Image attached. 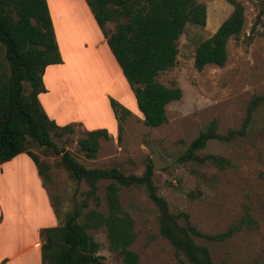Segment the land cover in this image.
<instances>
[{
    "label": "rangeland",
    "instance_id": "1",
    "mask_svg": "<svg viewBox=\"0 0 264 264\" xmlns=\"http://www.w3.org/2000/svg\"><path fill=\"white\" fill-rule=\"evenodd\" d=\"M198 1L206 5L205 24L185 25L177 41L175 64L157 76L160 83L179 87L182 92L179 99L166 105L167 118L163 124L150 127L144 123L122 71L106 74L105 52L94 50L92 44H88L86 52L71 50L63 65L48 69L44 82L48 93L44 102L49 112L63 107L61 119L79 116L85 126L107 129L109 137H100L97 155L88 158L79 145V139L88 131L81 123L73 122L71 131L56 135L51 132V136L85 167H117L125 174L141 175L151 164L153 183L158 194L167 200L170 211L187 212L191 223L203 232H220L232 222L250 217L253 226H244L224 241L196 238V242L208 247L216 263L260 264L264 261V105L254 110L244 136L230 141L211 139L197 151L199 156L226 158L229 160L226 166L220 167L210 159L199 163L179 158L189 142L212 121L221 133L238 127L252 96L264 95V14L260 13L264 0H237L245 7V23L239 37L228 39L224 65L208 64L201 70L193 65L196 46L213 34L231 13L233 4L228 0ZM77 6L71 8L75 11L72 16L76 14L74 23L67 21V26H98L95 19H90ZM64 20H67L66 14ZM106 28L113 29L114 22H107ZM106 47L116 62L107 44ZM4 53L5 46L0 41V73L8 72ZM23 84L29 92V83ZM91 87L93 89L89 90ZM110 92H115V97L107 96ZM87 96L98 114L87 109L88 103L84 101ZM110 98L130 110L120 121V131ZM114 118L116 126L112 133ZM29 149L49 166L44 185L63 221L84 199L88 186L71 177L61 161V154L45 151L36 143ZM155 151L159 161L167 162L165 166H154ZM107 182H98L100 203L97 205L91 198L82 212L90 208L106 212ZM119 198L134 220L136 237L130 248L139 255V264H177L173 246L159 234L158 210L144 187L123 186ZM87 232L99 243L98 254L106 264H123L121 257L110 249L105 228Z\"/></svg>",
    "mask_w": 264,
    "mask_h": 264
},
{
    "label": "trees",
    "instance_id": "2",
    "mask_svg": "<svg viewBox=\"0 0 264 264\" xmlns=\"http://www.w3.org/2000/svg\"><path fill=\"white\" fill-rule=\"evenodd\" d=\"M85 1L134 93L144 123L150 127L160 126L167 118L166 105L179 99L182 92L179 87L160 83L157 76L175 64L177 41L185 25L205 24L206 5L198 0ZM228 1L233 4L231 13L211 36L196 46L193 65L197 70L208 64L224 65L228 39L238 38L242 31L245 7L237 0ZM260 13L264 14V1ZM109 21L114 22L111 30L106 28ZM0 41L5 46L4 59L8 65V72L0 73V164L24 152L36 165L44 183L49 166L29 149L36 143L45 151L61 154V161L71 177L88 186L84 199L64 216L63 221L53 204L58 223L40 230L42 264H106L98 254L99 243L87 232L98 228H105L110 249L121 257L123 264H139V255L130 248L136 237L134 220L119 198L121 187L130 185L143 186L156 206L159 234L173 246L177 264H229L226 261L216 263L208 247L196 242V238L224 241L244 226H253L250 217L240 218L220 232H203L191 223L187 212L170 211L167 200L158 194L153 183L151 164L141 175L125 174L117 167H85L52 139L51 132L54 135L69 132L72 123L58 125L48 117L38 98L45 90L42 80L45 68L62 62L47 0H0ZM25 81L30 85L29 92L24 89ZM110 105L119 120L120 131V121L130 110L113 98H110ZM259 105H264V95L252 96L241 124L225 133L218 132L212 121L189 142L179 160L203 163L210 159L220 167L229 164L222 156H199L197 151L211 139L230 141L244 136ZM100 137H109L107 129L88 130L79 139L80 149L88 158L97 155ZM100 180L108 181L106 212L97 208L82 212L91 198L97 205L100 203L97 193Z\"/></svg>",
    "mask_w": 264,
    "mask_h": 264
},
{
    "label": "crops",
    "instance_id": "3",
    "mask_svg": "<svg viewBox=\"0 0 264 264\" xmlns=\"http://www.w3.org/2000/svg\"><path fill=\"white\" fill-rule=\"evenodd\" d=\"M47 4L62 62L48 65L45 68L42 76L43 85L46 82L50 67L63 65L66 61V55L72 54L71 50L86 52L90 44L94 50L103 49L105 52L107 59L105 62L106 74L121 72L117 61L113 62L114 60L106 47V38L98 26H67V21L74 23L76 14L75 17L72 16L75 11L71 8H76L77 4L78 10H83L89 18L91 17L90 19H94L85 0H47ZM65 14L67 20H64ZM94 36H96L95 39ZM122 81L123 79H121V84ZM46 87L48 88V86H44L45 90L38 94V98L50 119H53L58 125L78 122L87 130L97 129L98 126H85L84 120L82 121L79 116L71 117L69 120L61 119L62 115L60 114L64 110L63 107V110L59 107L53 111H47V103L44 102L48 93ZM92 89L91 87L89 90ZM109 95L115 97V92L107 93V96ZM88 98V96L84 98L85 103H88L87 109L98 114V109L94 108L92 100L90 101ZM115 126L116 120L114 118L112 133H114ZM57 223L58 219L53 202L49 198L43 179L31 158L23 152L1 163L0 264H42L41 244L43 241L40 230L44 227L55 226Z\"/></svg>",
    "mask_w": 264,
    "mask_h": 264
},
{
    "label": "water",
    "instance_id": "4",
    "mask_svg": "<svg viewBox=\"0 0 264 264\" xmlns=\"http://www.w3.org/2000/svg\"><path fill=\"white\" fill-rule=\"evenodd\" d=\"M153 164H154L155 167H160V166H165L167 164V162L159 161L157 159V152L155 151V156L153 158Z\"/></svg>",
    "mask_w": 264,
    "mask_h": 264
}]
</instances>
